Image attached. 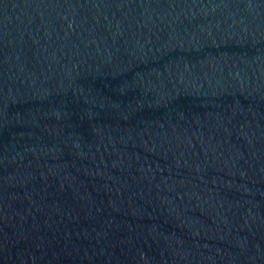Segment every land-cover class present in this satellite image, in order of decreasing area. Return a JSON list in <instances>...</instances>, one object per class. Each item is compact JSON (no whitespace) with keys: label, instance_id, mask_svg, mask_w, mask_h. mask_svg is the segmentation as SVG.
<instances>
[{"label":"water","instance_id":"1","mask_svg":"<svg viewBox=\"0 0 264 264\" xmlns=\"http://www.w3.org/2000/svg\"><path fill=\"white\" fill-rule=\"evenodd\" d=\"M0 264H264V0H0Z\"/></svg>","mask_w":264,"mask_h":264}]
</instances>
